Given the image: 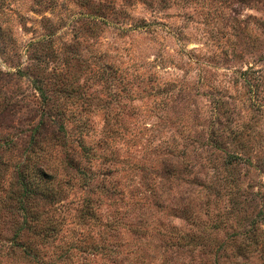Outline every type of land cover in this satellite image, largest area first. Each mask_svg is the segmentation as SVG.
Masks as SVG:
<instances>
[{"label": "rangeland", "instance_id": "rangeland-1", "mask_svg": "<svg viewBox=\"0 0 264 264\" xmlns=\"http://www.w3.org/2000/svg\"><path fill=\"white\" fill-rule=\"evenodd\" d=\"M0 264H264V0H0Z\"/></svg>", "mask_w": 264, "mask_h": 264}, {"label": "trees", "instance_id": "trees-1", "mask_svg": "<svg viewBox=\"0 0 264 264\" xmlns=\"http://www.w3.org/2000/svg\"><path fill=\"white\" fill-rule=\"evenodd\" d=\"M30 191H31V192H37V190H35L34 188H31Z\"/></svg>", "mask_w": 264, "mask_h": 264}]
</instances>
